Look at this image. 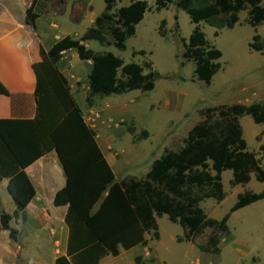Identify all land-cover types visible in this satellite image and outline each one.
Wrapping results in <instances>:
<instances>
[{
	"label": "trees",
	"instance_id": "16d2710c",
	"mask_svg": "<svg viewBox=\"0 0 264 264\" xmlns=\"http://www.w3.org/2000/svg\"><path fill=\"white\" fill-rule=\"evenodd\" d=\"M52 1L34 0L26 12V23L32 29L40 17V9ZM262 1L154 0V3L158 10L174 5L195 26L188 40L182 41V56L195 64L196 78L208 86L221 69L222 53L208 42L200 24L217 31L232 29L239 22V13L246 12V25L256 29L264 22ZM81 4L87 8L86 0H81ZM146 12L144 0H130L127 7L120 9H115L114 0H105L103 12L79 39L66 36L47 52L40 48L41 61L33 66L35 118L0 120V182L8 180L7 191L16 206L12 216L0 214V229L8 233L11 241H17V231L10 226L12 217L17 219L23 214L35 197L26 169L54 151L66 174V186L56 193L53 203L55 207H67L64 223L68 237L65 254L57 257L54 264H100L106 257L115 258L123 251L147 247L146 236L159 240L157 219L163 216L183 229L178 243L195 244L200 253L218 256L222 240L229 235L230 215L264 200V190L239 194L220 221L208 218L200 207L208 199L219 204L224 200L225 171L232 173V186L248 184L251 174L257 182L264 183L261 167L264 144L259 147L261 158L248 152L239 124L244 116L251 117L256 125L264 124V101L202 110L200 121L187 133L183 145L165 150L142 179H116L59 63L67 51H75L79 61L91 63L87 106H92L96 98L151 92L159 75L150 63H125L112 53H96L85 46L96 42L124 51L126 41L136 34ZM248 47L262 53L264 43L260 36L254 35ZM0 95H8L1 84ZM205 231L209 233L204 241L196 243Z\"/></svg>",
	"mask_w": 264,
	"mask_h": 264
},
{
	"label": "rangeland",
	"instance_id": "374dc122",
	"mask_svg": "<svg viewBox=\"0 0 264 264\" xmlns=\"http://www.w3.org/2000/svg\"><path fill=\"white\" fill-rule=\"evenodd\" d=\"M144 1L147 12L136 27V34L126 41L124 51L113 46H100L96 42L85 43V46L96 53H112L125 63H150L159 75L154 90L96 98L92 106H87L85 99L91 63L78 61L75 51V57L62 55L59 63L60 71L80 102L86 123L96 133L99 146L108 158L116 160L111 168L117 180L142 179L165 150L180 148L187 133L200 121L202 110L243 104L245 99L239 97L242 89L254 88L257 92L264 89V50L259 53L248 47L254 35L260 36L264 43V22L252 29L245 23L246 12H241L239 22L232 29L217 31L200 24L208 42L222 53L221 69L207 86L196 78L195 64L182 56V41L188 40L195 27L189 17L174 5L158 10L154 0ZM65 3L53 0L39 11L41 23L53 36L63 35L66 28L72 38L79 39L105 8V0H86V9L81 0ZM114 3L115 9H120L127 7L130 0H114ZM261 5L264 7V0ZM52 24L57 28H52ZM263 99L255 97L252 102L259 103ZM239 124L247 151L261 158L259 147L264 144V124H254L249 116L240 118ZM261 167L264 169V160ZM231 179L230 171L222 174L225 198L220 204L211 199L201 203L200 207L208 218L220 221L236 203L237 195L264 190V183L257 182L253 174L251 181L243 186H232ZM4 195L0 203L8 212L14 205L7 201L8 194ZM29 210V214L34 213L33 208ZM22 216L11 222L12 227L17 225L22 230L16 242L0 232V264H54L55 259L65 252L64 240L53 242V230L36 228L39 224L46 226L50 216L41 211L37 217L42 222L38 224L30 222L27 215ZM53 216L56 218L54 213ZM157 223L159 240L149 236L147 247L108 258L105 264H264V200L230 215L227 223L229 235L222 240L218 256L200 253L195 244L178 243L183 229L165 216L158 218ZM208 233L205 231L196 243L201 244ZM136 258L140 260L138 263Z\"/></svg>",
	"mask_w": 264,
	"mask_h": 264
},
{
	"label": "crops",
	"instance_id": "0c3cea01",
	"mask_svg": "<svg viewBox=\"0 0 264 264\" xmlns=\"http://www.w3.org/2000/svg\"><path fill=\"white\" fill-rule=\"evenodd\" d=\"M65 1L68 4L69 0ZM33 2L34 0H0V84L8 92L7 96L0 95V120H33L35 118L36 76L33 66L41 61L40 48L47 52L57 41L66 36L71 37V33L66 28L62 31L63 35L56 34L53 36L48 27L41 23V18L36 20L35 29H32L26 23V12L31 8ZM46 5L49 6V4ZM51 27L57 28L55 24H52ZM66 54L75 57L73 51L63 53V55ZM239 95V97L245 99L243 101L245 105H250L254 103L252 99L255 97H264V89H260V92H257L254 88L242 89ZM73 96L77 104L80 105L75 94ZM104 156L112 167L116 160L108 158L105 154ZM26 174L34 186L35 197L24 213H20L17 219L12 217L11 222L15 219H21L22 215H27L30 222L38 224L42 220L37 216L40 215L41 211H45L50 216L49 222L46 226L39 224L36 228L41 230L46 227V229L53 230V235H51L53 242L54 240L63 239L64 251H66L68 228L64 223V216L67 207H55L53 201L56 193L66 186L67 179L56 152L52 151L37 160L26 169ZM7 184L8 180L0 182V187H2L0 200L5 198L4 193L8 194ZM7 199L14 206L8 212H5L0 203V214L6 213L12 216L16 206L9 194ZM30 208H33V214H29ZM52 212L56 215V218H54ZM12 228L17 231V236L20 235L22 230L17 225ZM0 232H4L5 235L8 234L1 229ZM148 237L146 236V239L149 243ZM138 248L140 246L130 251L138 250ZM130 251H123L118 257L122 253ZM108 258L113 257L104 258L100 264H105Z\"/></svg>",
	"mask_w": 264,
	"mask_h": 264
}]
</instances>
